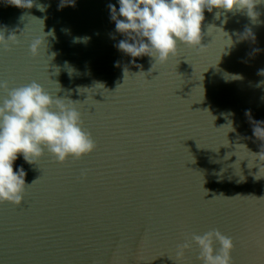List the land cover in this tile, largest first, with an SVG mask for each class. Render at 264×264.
Segmentation results:
<instances>
[{
  "label": "water",
  "instance_id": "95a60500",
  "mask_svg": "<svg viewBox=\"0 0 264 264\" xmlns=\"http://www.w3.org/2000/svg\"><path fill=\"white\" fill-rule=\"evenodd\" d=\"M34 4L45 11L0 0V31L20 41L0 47V84L35 81L76 102L97 149L65 164L47 151L31 165L18 157L14 171L31 186L22 206L0 204V264H201L194 243L180 260L176 248L212 229L233 239V264H264V162L254 155L264 142L253 134L264 122V3L254 19L205 9L206 51L180 44L153 70L117 48L126 37L108 5L119 12L118 0ZM6 95L0 87V105Z\"/></svg>",
  "mask_w": 264,
  "mask_h": 264
},
{
  "label": "clouds",
  "instance_id": "9594fccd",
  "mask_svg": "<svg viewBox=\"0 0 264 264\" xmlns=\"http://www.w3.org/2000/svg\"><path fill=\"white\" fill-rule=\"evenodd\" d=\"M119 12L115 5L109 4L111 19L116 31L126 37L116 45L123 53L133 58L147 56L155 61L152 65H165L176 57L179 45L206 51L202 41L204 12L214 9L223 12H245L254 19L258 4L264 0H118ZM10 6L20 9L36 7L45 11V6L34 4V0H6ZM74 6V0H60V7ZM123 17V19H120ZM220 12L216 13L219 19ZM86 39V38H77ZM18 45L15 34L7 38L0 31V47L11 51L9 44ZM44 39L32 42L30 52L33 57L40 55ZM129 73L124 70V77ZM141 72L137 75H140ZM264 75V70H260ZM134 75V74H133ZM125 81V79H124ZM6 98L0 105V204L10 203L17 207L23 205L27 188L26 173L23 168L14 171V162L19 156L31 164L42 159L47 151L54 162L65 164L72 158L83 159L97 149L92 134L85 130L81 113L70 99L53 98L39 83L33 81L21 87L9 88L0 84ZM99 103V102H98ZM250 116V113H246ZM254 136L264 142V122L253 121ZM233 130V129H232ZM264 162V151L254 154ZM264 166L260 167L261 170ZM257 175L255 178L260 179ZM34 181L33 183H35ZM207 195V192H206ZM193 243L199 249L201 264H233L234 241L218 229L203 235L192 233L185 236V242L178 244L176 259L185 257V250H191ZM219 245L217 248L216 245Z\"/></svg>",
  "mask_w": 264,
  "mask_h": 264
}]
</instances>
